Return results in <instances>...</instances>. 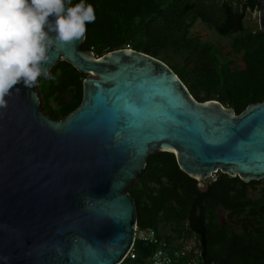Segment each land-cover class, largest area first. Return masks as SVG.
<instances>
[{
    "label": "water",
    "instance_id": "obj_1",
    "mask_svg": "<svg viewBox=\"0 0 264 264\" xmlns=\"http://www.w3.org/2000/svg\"><path fill=\"white\" fill-rule=\"evenodd\" d=\"M85 37L57 43L44 65L85 74L75 109L53 118L18 85L0 110V264H120L137 226L127 187L159 151L197 181L264 179V100L238 114L199 101L162 60L129 47L97 57Z\"/></svg>",
    "mask_w": 264,
    "mask_h": 264
},
{
    "label": "trees",
    "instance_id": "obj_2",
    "mask_svg": "<svg viewBox=\"0 0 264 264\" xmlns=\"http://www.w3.org/2000/svg\"><path fill=\"white\" fill-rule=\"evenodd\" d=\"M79 2L71 0V5ZM85 4L93 5L96 20L86 24L83 50H91L97 57L125 47L149 54L165 62L195 99L217 100L237 114L264 100V32L245 23L247 15L258 9L257 1L85 0ZM196 19L219 36H232L229 51L192 36L190 29ZM58 67L70 90L66 98L52 107L48 100L55 87L45 77L35 89L45 99L43 111L61 119L79 105L85 74L66 61H60ZM234 181L245 184L238 176L220 172L218 180L202 194L197 180L179 168L174 153L151 154L136 182L127 187L136 202L137 228H153L173 248L195 236L202 244L200 257H195L199 264H264V224L235 233L216 223V204L230 216L249 206L253 216L264 223V186L257 187V199L248 201L242 190H232ZM250 183L255 186L259 181ZM196 195L215 202L203 206L205 215L200 220L195 217ZM155 248L136 238L134 258L126 256L120 264H148ZM194 256L192 251L188 253L190 259Z\"/></svg>",
    "mask_w": 264,
    "mask_h": 264
},
{
    "label": "clouds",
    "instance_id": "obj_3",
    "mask_svg": "<svg viewBox=\"0 0 264 264\" xmlns=\"http://www.w3.org/2000/svg\"><path fill=\"white\" fill-rule=\"evenodd\" d=\"M0 0V110L18 85L36 86L49 77L44 65L57 44L74 43L84 37L86 24L96 20L94 7L85 0Z\"/></svg>",
    "mask_w": 264,
    "mask_h": 264
},
{
    "label": "rangeland",
    "instance_id": "obj_4",
    "mask_svg": "<svg viewBox=\"0 0 264 264\" xmlns=\"http://www.w3.org/2000/svg\"><path fill=\"white\" fill-rule=\"evenodd\" d=\"M245 23L246 25H250V26L251 25L258 26L257 10L252 11L247 15L245 19ZM190 34L192 36H196L200 38L203 41H208V42L215 44L216 46L224 50V52L229 51L232 36L231 37L219 36L214 30H212V28H210L206 23L202 22L200 19H196L194 21L190 29ZM59 63L60 61L49 70L50 76L45 77V79H49L51 82H53L54 87H55V89H53L51 98L48 100L52 107H55L58 102L66 98L70 92L69 87L66 85V82L64 80L62 71L58 67ZM43 77L44 76H41L38 79L35 88L39 86V83H41ZM64 85L66 86L65 88L63 87ZM38 95H39L40 104L42 108L43 105L45 104V99L41 94L38 93ZM258 181H259V184L255 186H253L252 183H250V181L245 182V184L238 182V181H234L232 183V187H233L232 190L233 189L242 190L243 193H245V199H247L248 201H253L254 199H257L260 196V190L257 189V187L264 186V179H260ZM135 182H136V178L134 179L132 184H134ZM138 185H141V183L138 182ZM149 185H152V183H150ZM249 208L250 207L248 206L242 211L234 213L232 214V216H230L229 212L225 208L222 209L220 207H217L214 211L216 215V218H215L216 223L217 225L225 224L226 226H229V228L235 233H242L244 229L246 228H254L255 226L260 227L264 223L258 221V218L253 216ZM160 228L161 227L159 226L158 229ZM138 230L140 229L137 228V231Z\"/></svg>",
    "mask_w": 264,
    "mask_h": 264
},
{
    "label": "built area",
    "instance_id": "obj_5",
    "mask_svg": "<svg viewBox=\"0 0 264 264\" xmlns=\"http://www.w3.org/2000/svg\"><path fill=\"white\" fill-rule=\"evenodd\" d=\"M219 174L220 171L215 170L211 172L207 178L198 180V182L202 183L203 181H207L209 183H214L218 180ZM136 238L139 241L151 243L156 246V248L150 253L148 257L147 260L148 264H199V262L195 259L197 255L194 250V246H195L194 237L187 244L184 245L182 244V246L179 248L178 247L173 248L171 247V245L167 244L165 240L160 239L153 228L145 227L137 231V226H136L135 239ZM190 251H192L195 254L194 258L190 259L188 257V253ZM127 256L134 258L135 256L134 243L131 246ZM182 259H185V262H182L181 261Z\"/></svg>",
    "mask_w": 264,
    "mask_h": 264
},
{
    "label": "flooded vegetation",
    "instance_id": "obj_6",
    "mask_svg": "<svg viewBox=\"0 0 264 264\" xmlns=\"http://www.w3.org/2000/svg\"><path fill=\"white\" fill-rule=\"evenodd\" d=\"M257 12H258V9H257ZM259 28V27H258ZM215 183V182H214ZM213 184V183H209L207 181H203L202 183L200 182H197V190L200 192V193H207L208 190L210 189V185ZM208 203H215L213 199H211L209 202H206L205 199H202L199 195H196L195 196V199H194V207H195V212H196V219L197 220H200L204 217L205 213L202 212V208H204L206 205H208ZM204 206V207H203ZM217 207H220L223 209V207L220 205V204H216L215 205V209ZM219 226H226L225 224L223 225H219ZM194 239H195V236H193ZM196 240V239H195ZM194 250H195V253L197 255V257H200L201 255V248H202V244L200 243V241L196 240L195 243H194Z\"/></svg>",
    "mask_w": 264,
    "mask_h": 264
}]
</instances>
